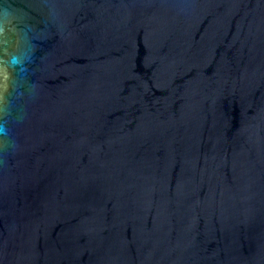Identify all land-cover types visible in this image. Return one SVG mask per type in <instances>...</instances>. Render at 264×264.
<instances>
[{
	"label": "water",
	"instance_id": "95a60500",
	"mask_svg": "<svg viewBox=\"0 0 264 264\" xmlns=\"http://www.w3.org/2000/svg\"><path fill=\"white\" fill-rule=\"evenodd\" d=\"M0 264H264V0H0Z\"/></svg>",
	"mask_w": 264,
	"mask_h": 264
}]
</instances>
